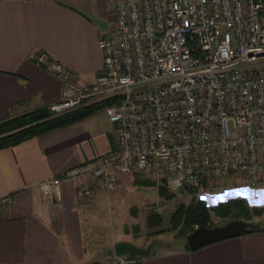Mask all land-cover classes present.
<instances>
[{
  "label": "built area",
  "instance_id": "2783aa9c",
  "mask_svg": "<svg viewBox=\"0 0 264 264\" xmlns=\"http://www.w3.org/2000/svg\"><path fill=\"white\" fill-rule=\"evenodd\" d=\"M109 3L113 27L98 41L102 67L92 83L76 84L45 54L36 61L61 86L47 112L100 106L114 149L39 183L43 198L59 201L63 180L92 177L111 191L134 173L204 203L239 179L264 188V0ZM88 195L86 187L78 193ZM109 264L140 259L112 256Z\"/></svg>",
  "mask_w": 264,
  "mask_h": 264
},
{
  "label": "crops",
  "instance_id": "0c3cea01",
  "mask_svg": "<svg viewBox=\"0 0 264 264\" xmlns=\"http://www.w3.org/2000/svg\"><path fill=\"white\" fill-rule=\"evenodd\" d=\"M107 13L114 18L109 0H0V122L58 101L60 83L36 61L40 54L69 71L78 85L94 81L102 67L98 41L109 34L102 28ZM114 143L112 124L96 110L0 149V264L84 263V197L78 193L93 181L102 187L100 181L63 180L57 202L46 201L37 185L95 163ZM258 223L260 230L195 250L168 244L140 264H264V222Z\"/></svg>",
  "mask_w": 264,
  "mask_h": 264
},
{
  "label": "rangeland",
  "instance_id": "374dc122",
  "mask_svg": "<svg viewBox=\"0 0 264 264\" xmlns=\"http://www.w3.org/2000/svg\"><path fill=\"white\" fill-rule=\"evenodd\" d=\"M113 21L114 18L108 13L103 17L102 28L106 33L112 30ZM146 178L157 184L159 182L155 178ZM133 179V174L119 176L111 191L104 190L95 181L88 186L90 193L84 196L80 205L84 245L87 251L83 264H105L106 251L112 249L117 241L129 240L135 246L140 244L142 248L146 247L147 240L156 241V244H182V241L174 240L173 234L167 231L168 221L178 205L186 204L194 197L187 192H181L174 193L173 199L165 201L157 196L155 188L136 186ZM244 186H248L247 183L239 179L234 186H227L223 192L215 194L205 204L212 206L211 201L216 196H224L225 200L242 198L249 204L255 199V194L245 191ZM237 191L240 192L239 197L234 195ZM149 212L161 216V224L155 230H147L145 226V216ZM257 221L262 224L264 217L253 219L252 222ZM212 223L221 225L224 221L213 218ZM153 231L157 234H151ZM147 233L151 235L147 237Z\"/></svg>",
  "mask_w": 264,
  "mask_h": 264
},
{
  "label": "trees",
  "instance_id": "16d2710c",
  "mask_svg": "<svg viewBox=\"0 0 264 264\" xmlns=\"http://www.w3.org/2000/svg\"><path fill=\"white\" fill-rule=\"evenodd\" d=\"M99 108L100 106L80 109L56 117L51 116L46 109H37L0 122V149L15 146L32 137H36L61 126L76 122L87 117ZM133 175V184L136 186L155 188L157 196L165 201L174 198V193L168 190L164 179H160L157 184L146 177L144 178L140 174L134 173ZM227 201L228 203L226 204L218 203L217 206L208 207L203 201H197L194 198H190L188 203L178 205L177 209L171 213L167 231L173 234L174 240L182 241L183 248L189 250L185 243V236L195 228H210L214 226L212 223L213 218L224 221L225 223L232 220L252 222L253 219L264 217V208L249 207L247 202L242 198H233ZM160 224L161 216L150 212L146 214L145 226L147 230H155ZM151 234H157V232L153 231ZM151 234L147 233L146 236L148 237ZM216 241L218 240L213 242ZM164 246H168V244H151L150 254H152L157 248Z\"/></svg>",
  "mask_w": 264,
  "mask_h": 264
},
{
  "label": "water",
  "instance_id": "95a60500",
  "mask_svg": "<svg viewBox=\"0 0 264 264\" xmlns=\"http://www.w3.org/2000/svg\"><path fill=\"white\" fill-rule=\"evenodd\" d=\"M181 193V191H180ZM258 222H245L242 220L227 221L221 225H214L210 228H195L185 236V243L189 250H195L215 240L238 237L246 232H253L259 229ZM151 252V245L145 248L138 247L127 241H117L112 249L106 251V257L131 256L139 259L146 258Z\"/></svg>",
  "mask_w": 264,
  "mask_h": 264
},
{
  "label": "clouds",
  "instance_id": "9594fccd",
  "mask_svg": "<svg viewBox=\"0 0 264 264\" xmlns=\"http://www.w3.org/2000/svg\"><path fill=\"white\" fill-rule=\"evenodd\" d=\"M245 191H250L254 192L256 194L255 199L250 201L248 206L252 208H264V188H258V189H251L248 186H244ZM235 196L239 197L240 192L237 191L234 193ZM219 203H228L227 200H225L224 196H216L215 198L212 199L211 205L212 206H217Z\"/></svg>",
  "mask_w": 264,
  "mask_h": 264
},
{
  "label": "snow or ice",
  "instance_id": "6c2138e0",
  "mask_svg": "<svg viewBox=\"0 0 264 264\" xmlns=\"http://www.w3.org/2000/svg\"><path fill=\"white\" fill-rule=\"evenodd\" d=\"M201 199H204V197H202Z\"/></svg>",
  "mask_w": 264,
  "mask_h": 264
}]
</instances>
